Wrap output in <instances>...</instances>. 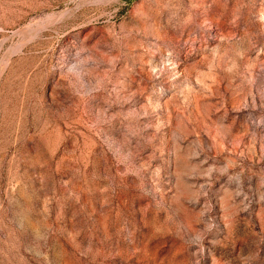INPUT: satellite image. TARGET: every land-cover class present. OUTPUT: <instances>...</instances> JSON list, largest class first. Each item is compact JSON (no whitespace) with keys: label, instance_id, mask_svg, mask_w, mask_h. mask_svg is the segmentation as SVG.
Segmentation results:
<instances>
[{"label":"rangeland","instance_id":"1","mask_svg":"<svg viewBox=\"0 0 264 264\" xmlns=\"http://www.w3.org/2000/svg\"><path fill=\"white\" fill-rule=\"evenodd\" d=\"M0 264H264V0H0Z\"/></svg>","mask_w":264,"mask_h":264}]
</instances>
